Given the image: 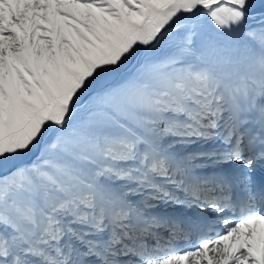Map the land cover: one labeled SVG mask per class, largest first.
I'll return each mask as SVG.
<instances>
[{
  "label": "snow or ice",
  "instance_id": "6c2138e0",
  "mask_svg": "<svg viewBox=\"0 0 264 264\" xmlns=\"http://www.w3.org/2000/svg\"><path fill=\"white\" fill-rule=\"evenodd\" d=\"M0 264H264V0H0Z\"/></svg>",
  "mask_w": 264,
  "mask_h": 264
}]
</instances>
